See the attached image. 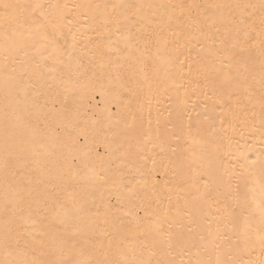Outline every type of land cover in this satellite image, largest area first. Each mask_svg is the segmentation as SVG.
Segmentation results:
<instances>
[{"label":"snow or ice","instance_id":"6c2138e0","mask_svg":"<svg viewBox=\"0 0 264 264\" xmlns=\"http://www.w3.org/2000/svg\"><path fill=\"white\" fill-rule=\"evenodd\" d=\"M66 7L44 0L0 2V248L8 254H31V259L0 264H176L169 259L173 249L189 247L196 248L197 255L212 252L215 260L209 255L180 264H264V159L249 161L240 153L229 172L219 159L218 138L181 120L170 130L171 142L153 147L170 151L181 173L193 165L201 168L203 190L193 183L196 195L188 199L185 192L184 203L177 200L174 206L168 188L165 204L163 191L156 187L155 167L140 163L146 159L140 139L149 143L151 130H137L121 116V107L130 109L141 94L150 99L154 84L168 76L183 49L191 54L197 48L189 74L197 86L203 81L206 97L211 92L208 98L229 108L225 115H236L226 102L234 96L251 102L253 86H260L258 119L264 136V0L259 6L89 4L99 39L87 52L77 51L75 22ZM257 7L259 31L255 13H247ZM105 80L116 85L117 111L109 110L103 127L118 131L96 143L103 152L93 153L80 124L82 101L89 89L103 99ZM97 82L100 87L94 88ZM239 107L242 112L243 105ZM252 114L256 116L254 110ZM81 134L87 159L76 151ZM211 160L222 164V174L207 163ZM168 163L173 164L172 157ZM222 186L228 195L218 201L216 231L209 227L197 232L207 197L213 190L220 197ZM250 198L254 208L248 207Z\"/></svg>","mask_w":264,"mask_h":264},{"label":"bare ground","instance_id":"6f19581e","mask_svg":"<svg viewBox=\"0 0 264 264\" xmlns=\"http://www.w3.org/2000/svg\"><path fill=\"white\" fill-rule=\"evenodd\" d=\"M5 2V0H0ZM45 3H53L66 5L65 12L69 13V19L75 22L73 31L77 33V51L87 52L93 48V42L99 39L94 31L96 24L92 17L95 14V10L88 9L86 6L89 4H117V3H142V4H239V5H256L261 4V0H44ZM255 13L254 19L256 21L255 27L259 31L261 25L259 22L260 13L257 9L249 8L247 13ZM247 19V15L245 17ZM135 19V17H133ZM255 39V32L252 34ZM69 39H71L69 37ZM3 39L0 37V69L4 64L3 59ZM184 55L179 60L174 62V66L169 71L167 77H164L160 81H157L153 86V91L150 99L141 94L139 101L134 102L130 109L121 107V116L130 123H134L137 130L147 132L151 130L150 142L145 144L143 139H140V144L143 149L141 156L146 159H140V163L146 162L147 168L151 169L155 167V182L159 191H163V202L167 204V197L169 196L168 188H172L171 199L173 205L177 200L180 204L184 203L183 197L185 192L188 195V199H192L195 195V189L192 187L193 183L196 187L203 190L204 181L201 179L200 174L202 169L193 165L191 170L185 169L183 173L175 167V157L170 151L164 153L160 152L159 147H153V144L159 145L164 143L165 145L171 141L168 140L170 130L174 131L175 126H178L181 122L185 125L191 121L192 126L202 127L208 132L209 135H215L218 138V142L221 144L219 152V159L222 164L229 166V172L232 171L231 165L236 164V157L240 153L247 155L249 161L257 160L258 158L264 159L260 154L264 153V136L261 134L259 123V106L258 98L261 95V89L258 84L253 86L254 98L251 102L240 96L239 100L234 96L232 101L226 102L231 106L232 113L225 115L229 111L227 106L222 108V105L218 103L215 98H208L212 96L209 92L208 96H205V89L203 81H200L199 86L194 81V77L189 74V62L195 63V58L198 52L197 48L191 50V54L187 48L182 50ZM184 63L181 65L180 61ZM181 67L183 71H181ZM175 81V82H174ZM94 88H99L100 84L97 82ZM78 103H81L78 101ZM239 105H243V111ZM142 106V111H141ZM111 113L115 114L117 111V99H116V85H109L107 80L104 81V97L89 89L85 93V99L82 101L83 119L80 121L81 127L88 133V147L92 149V152L99 150L104 151L103 147L97 149L96 143L103 141L105 138H111L113 133L118 129H104L103 124L107 122V117ZM253 110L256 116H253ZM135 115V121L132 120V116ZM239 118H236V116ZM92 119H99L102 123L93 125ZM151 120V124H149ZM3 121H4V103L3 95L0 93V159L3 157ZM254 122V124H253ZM122 127V125H121ZM159 129V132L157 131ZM226 129V136L225 130ZM79 131V130H77ZM76 133L74 132L73 135ZM159 136V139L157 137ZM136 141H133L135 145ZM85 145V138L81 134L79 137V144L76 151L81 159H87L85 152L88 150L83 147ZM135 150V149H134ZM231 152V155H229ZM156 158V164H152V158ZM172 157L173 164L169 165L168 158ZM243 162V161H241ZM205 163V162H202ZM207 163H211L213 170L219 168L222 174V164L217 163L215 160H211ZM258 168V166H257ZM173 171L177 173L176 177L173 176ZM237 172H239V166H237ZM0 178H2V171H0ZM225 181L227 180L224 177ZM235 182L233 181V185ZM184 189L185 191H181ZM243 191V189H241ZM222 195L217 197L215 190H213L207 197V202L202 209L201 223L197 227V232L211 227L213 232L217 227V212L218 201L222 202L224 197L228 195L225 187H221ZM235 195V193H232ZM99 195V194H98ZM251 197V194H249ZM4 197V189L2 181H0V204H2ZM256 202H259V188L255 192ZM154 202V200H153ZM112 203L116 201L113 198ZM249 208H254L255 204L251 198L248 202ZM239 211V209H237ZM140 215H143L141 212ZM210 222V223H209ZM221 228L224 234L230 235L227 229ZM0 234H2V222H0ZM207 235V232H204ZM195 242L198 244V236L193 234ZM258 254V253H257ZM215 260V254L209 252L207 254L201 252L197 255L196 248L189 247L187 250H181L180 248L173 249V255L169 259H174L176 264H180V261L185 262L192 260L193 258H204L206 256ZM235 255V254H234ZM244 259L249 257L244 256ZM254 258V257H253ZM31 259V254H24L18 252H12L8 254L3 248H0V261L9 260H25Z\"/></svg>","mask_w":264,"mask_h":264}]
</instances>
